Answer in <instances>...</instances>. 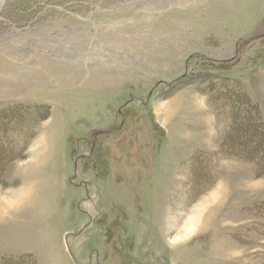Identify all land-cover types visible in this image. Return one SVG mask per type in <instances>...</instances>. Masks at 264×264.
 Wrapping results in <instances>:
<instances>
[{"label": "rangeland", "instance_id": "374dc122", "mask_svg": "<svg viewBox=\"0 0 264 264\" xmlns=\"http://www.w3.org/2000/svg\"><path fill=\"white\" fill-rule=\"evenodd\" d=\"M228 86L264 115V0L0 2V110L43 116L9 133L0 264H264Z\"/></svg>", "mask_w": 264, "mask_h": 264}, {"label": "trees", "instance_id": "16d2710c", "mask_svg": "<svg viewBox=\"0 0 264 264\" xmlns=\"http://www.w3.org/2000/svg\"><path fill=\"white\" fill-rule=\"evenodd\" d=\"M227 89L221 95H215V100H221V106L227 108L228 117V126L221 139L219 153L225 158L236 157L251 162L257 173L264 174V115L243 90L229 86ZM19 112L24 113L17 119ZM27 115V111L18 107L0 110V180L7 165L16 157L22 156L28 145L25 135L27 132L22 134L21 141L9 136V133H20L21 123L32 126L43 117L39 118L37 115L26 118Z\"/></svg>", "mask_w": 264, "mask_h": 264}, {"label": "bare ground", "instance_id": "6f19581e", "mask_svg": "<svg viewBox=\"0 0 264 264\" xmlns=\"http://www.w3.org/2000/svg\"><path fill=\"white\" fill-rule=\"evenodd\" d=\"M3 0H0V2H2Z\"/></svg>", "mask_w": 264, "mask_h": 264}]
</instances>
